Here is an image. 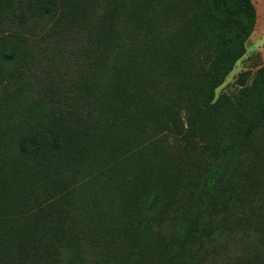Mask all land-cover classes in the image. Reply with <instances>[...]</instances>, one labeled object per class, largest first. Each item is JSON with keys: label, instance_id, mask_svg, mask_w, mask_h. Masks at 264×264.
<instances>
[{"label": "trees", "instance_id": "obj_1", "mask_svg": "<svg viewBox=\"0 0 264 264\" xmlns=\"http://www.w3.org/2000/svg\"><path fill=\"white\" fill-rule=\"evenodd\" d=\"M254 18L249 0H0V262L216 264L228 238L242 246L223 264H264V66L249 84L239 73L235 100L215 96ZM174 164L188 205L163 189ZM109 165L112 204L138 181L131 216L146 226L104 229L112 204L90 212Z\"/></svg>", "mask_w": 264, "mask_h": 264}, {"label": "rangeland", "instance_id": "obj_2", "mask_svg": "<svg viewBox=\"0 0 264 264\" xmlns=\"http://www.w3.org/2000/svg\"><path fill=\"white\" fill-rule=\"evenodd\" d=\"M249 2L251 3L253 9H254V14H255V18H254V25L253 28L251 30V32L248 34V36L246 37L245 41H244V53L242 54V56L240 58H238L232 68L230 69V71L225 75V77L223 78V80L221 81V83L215 88V96H217L219 93L224 92L226 94H231L232 92H234V97L233 100H235L237 98V95H235V90L236 88H238V75L239 73H243V76H245V83L249 84L252 82L256 70L261 67L264 66V0H249ZM180 121V119H179ZM259 136H258V142L256 144V147L260 146V149H258V158L260 157L262 160V167H264V123L260 125V128L258 129V131L256 132ZM167 142H170L167 140ZM255 147V148H256ZM166 153H164V155L166 156L165 158V165L167 166L166 168H168L169 161L173 158V155L171 154V148H169L167 146V148L165 149ZM113 153H110V156H112ZM184 155V153H183ZM203 167V166H202ZM131 169V168H129ZM236 169H238L236 167ZM223 170L224 167L222 168H218L215 175L214 173L209 175L208 177H213V178H217L218 176L221 177L223 174ZM179 173V178H175L176 173ZM120 173L119 171V167L114 166V168L107 166V170H104V174H102V178L93 180L89 185V189L94 192L96 190V198L95 200L92 202L90 201L91 208L90 212L91 213H96L98 211H100V209L104 206V205H111L112 199H116V196L113 193V189L112 186H114L115 182H121L120 180L116 179L117 175ZM181 170L177 167L176 164H174L172 166V168L170 170L165 169V184H164V191L167 192L166 196L167 198L171 197L172 199L175 200H180V199H184L185 205H188L191 201L190 197H188V199H185V190L189 185V180L190 178L186 175H181ZM209 179V183L206 185L207 187L210 186L212 180L215 179ZM102 183H104V185L102 186ZM125 186L122 187V195L124 197H127L125 200H119L121 201V205L119 206L121 209H118L115 207V204L111 205V211H109V214L107 215H99L100 219H99V223L101 225L102 228L107 229L108 226L113 225L115 222H122L128 225V229H136V228H142L145 223H140V219L137 217H132L131 216V205L133 204V196H135V194L132 193V185H138V181H133L131 179H128L125 183L122 182ZM195 187V186H194ZM216 192H214V194L212 196H215ZM203 203H201V205H203L204 207H206L208 205V203L202 199ZM213 201V200H211ZM249 201L250 200H246L243 204L242 208H239L237 206L235 207H231L234 211L235 216L237 217V215L241 214V209L243 211H248V206H249ZM215 203H218L219 205L222 203L221 198L219 197L217 199V201H215ZM261 203L263 204V202L261 201ZM261 203L259 202L257 207L259 208V210L261 212L264 213V208L261 209ZM174 203L171 202V205H173ZM214 204V201H213ZM225 204V202H224ZM225 206L228 207L227 204H225ZM230 207V206H229ZM230 211V210H229ZM99 214V213H97ZM153 216L149 215L147 217V219L149 221H146L147 225H151L154 224L155 222H158L162 217H159L161 215H154ZM264 215V214H263ZM173 223H177L179 221H181L184 217L182 214H178L177 216L173 217ZM264 219V218H263ZM169 222V221H167ZM188 224V223H187ZM47 224H42L43 228H46ZM122 227H126L124 224H121ZM146 226V225H145ZM74 227H72L70 229V231L73 229ZM237 227H234L233 229L228 228V226L226 227V233L228 234L229 237L234 236L231 235V233L235 232ZM69 231V232H70ZM249 234V233H248ZM221 241L219 242V244L221 246H223L222 251L224 253H227V256L219 259V261H216V264H223L224 262H228V260L230 259V256L232 257L234 254L239 253L240 248L242 245H238L235 246V244L233 243V241H231V239L225 238V239H220ZM252 238H247V243L251 242ZM264 243V242H263ZM9 245H5L3 248H0V260L1 258L7 253L9 252ZM39 255H41L43 252L41 251V249H36L35 250ZM100 250L98 249L96 254H99ZM35 260L41 264L42 260L38 257L35 258ZM96 260V259H95ZM110 259H107V261ZM102 261V260H101ZM104 261V260H103ZM98 262V259H97ZM0 264H2L0 262Z\"/></svg>", "mask_w": 264, "mask_h": 264}]
</instances>
